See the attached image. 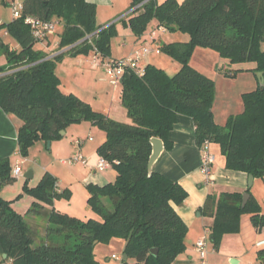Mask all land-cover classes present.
Returning a JSON list of instances; mask_svg holds the SVG:
<instances>
[{
    "label": "trees",
    "instance_id": "obj_1",
    "mask_svg": "<svg viewBox=\"0 0 264 264\" xmlns=\"http://www.w3.org/2000/svg\"><path fill=\"white\" fill-rule=\"evenodd\" d=\"M12 1L0 0V4ZM140 3L141 11L128 19L136 36H142L156 20L157 27L189 33L190 40L160 45L161 52L181 63L176 74L152 63L145 66L143 76L130 70L124 73L120 98L131 122L96 111L61 88L57 65L66 55L75 57L96 48L103 57H111L116 23H98L96 0H23V15L0 25L20 46L14 49L0 34V57L7 61L6 68L0 63V106L23 120L18 135L21 155L27 157L39 140L60 139L68 126L90 121L106 133L97 153L117 171L115 181L87 186L88 203L101 219L83 220L56 209L43 212L34 203L29 212L44 213L49 224L39 242L25 216L0 197V253L11 264H101L97 245L115 238L126 241L123 253L128 259L121 264H173L186 250L188 233L173 204H182L188 192L159 172L149 175L147 163L151 138H161L166 149L172 146L170 135L179 114L194 119L199 147L207 140L220 145L227 169L264 178V85L257 76L262 72L264 78V0H167L161 4L132 0L131 8ZM27 15L62 24L58 53L34 47L38 40L25 24ZM196 46L216 50L231 64H256L249 70L257 76V88L243 94V111L230 115L224 125L215 121L212 108L214 79L189 63ZM227 69L224 74L229 77L242 70ZM11 169L9 159L0 161V190L14 181ZM24 192L50 205L71 196L67 189L58 191V180L48 172L37 186L25 185ZM104 197L111 200L112 210L103 204ZM242 200L241 192L207 197L203 210L214 217L211 243L216 249L224 235L240 231L244 213L251 215L255 227H264L257 200L251 197L245 206ZM152 248H158V254H152ZM258 254L264 261V249Z\"/></svg>",
    "mask_w": 264,
    "mask_h": 264
},
{
    "label": "crops",
    "instance_id": "obj_2",
    "mask_svg": "<svg viewBox=\"0 0 264 264\" xmlns=\"http://www.w3.org/2000/svg\"><path fill=\"white\" fill-rule=\"evenodd\" d=\"M15 1L19 3L23 2V0ZM164 1L167 0H156V2L159 4L163 3ZM177 1L182 2L183 0ZM7 6H11L10 3H8ZM140 11L141 10L129 15L128 18L125 19L128 20L130 17L138 14ZM0 18L3 20V22H10L13 20V14L8 12L7 8H2L0 9ZM99 18L98 23L104 24L100 22ZM157 24V21L154 20L149 24L147 31L142 36L138 37L135 35L133 37L134 39L131 40L132 46L124 56H115L114 53H112L113 43H111V57L130 58L134 56L137 51L142 49L143 46H159L157 42V29L163 33L167 30L164 27H157ZM4 32L5 29L2 31L1 35L3 36L5 42L9 43L14 49H18L20 46L17 41L11 36L3 34ZM61 33L62 31L56 29V32L51 34L47 40L42 41L44 44L42 48H37L35 47L36 45L34 47L45 52H54L52 55L58 53V51L55 50L58 48L59 40H57V38L60 37ZM147 42H152L153 45L151 46ZM121 44L122 47L128 48L126 39ZM65 50L66 49L62 51ZM153 53L155 55L157 54L155 52H152L151 54ZM149 55L144 57L143 63L145 65L151 63L148 58ZM90 61L93 64L89 68L91 78L95 79V82L98 83L96 84L107 85L110 83V85H115V87L116 85L120 86V94H122L121 80L119 84H113L109 78L108 79L110 82L106 80V77L108 76L106 75L103 66L95 64L91 58H88L87 60H79V66H82L85 63H90ZM4 62L6 63V58L5 56H1L0 63L2 64ZM59 77L61 79V88L65 93H73L79 96L82 100L89 103L96 111H99L117 121H122L119 118L121 116L127 115V111L123 104L120 106L112 105L109 107H103V105L99 103V99H94L97 96L94 98L91 97L92 91L90 88L77 89L76 87H72L70 90L64 89L63 80L60 75ZM255 81L258 85V80L255 79ZM94 92L95 91H93V93ZM212 108L214 110V105ZM214 114L215 119L217 120L215 110ZM230 114L226 115L223 121H217V123L224 125ZM91 124L92 123H90V121H83L81 123L68 126L66 130H64V134H61L62 138L52 140L49 147L52 148L53 156H61V159L58 160V158H56L52 160L49 157V160L46 163H42L39 159L41 150L43 148V146H41L39 143L42 140H39L34 144L39 147L38 153L33 152V154H31V150L27 157H23L20 153L18 141L19 130L23 125V120L16 114L5 111L0 106V161L3 159H9L12 167V174L15 166L17 164L21 165V173L19 175L13 174L14 181L11 184L1 188L0 197L7 201H11L13 210L24 215L29 224L33 222L37 223L40 218L46 220L44 213L39 215L29 212L34 203L42 206L43 208L41 209H43V212L56 209L57 211L68 215L76 214L75 212L67 209L66 204H64L62 200H55L54 204L50 205L24 192L25 185L28 187L37 186L45 173L48 172L52 174L58 180V191L67 189L71 192L69 201L73 200V191L75 190L77 184L84 185L83 191L88 194V189L86 190L84 188L88 185L93 184L103 186L107 183L115 181L117 177V171L112 166L103 171L97 167L101 158L99 153H97L98 147L106 140V133L104 132V134H101V141L103 140L101 143L96 142V139L91 135V133L86 131V128L88 129V127L91 129ZM66 136H70L69 139L71 144L69 142L67 146H64L62 141H64L63 139ZM90 137L92 139H90ZM170 138L172 140V146L169 149L165 148L154 165V171L159 172L166 177L180 183L188 192V197L182 204H173L176 212L188 226V233L185 240L186 250L174 260L173 264H232V260L235 261L234 264H264V261L259 258L258 254L260 250L264 249V244H259L260 242L264 241V227H255L251 221L250 214L249 218H247V215L241 216L240 231L237 233H229L224 235L218 249H216L212 243V247H210L212 249L211 253H208L209 256L207 255L206 259L202 260L196 250V243L199 240L205 238L206 240L208 239L213 241L211 240V226L214 222V217L203 210L207 197L209 195L218 197L224 192H241L243 194L245 192H249L250 198L253 197L255 200H257L262 208V213H264V206L262 203L263 196L261 195L264 191V178L262 179L253 177V183L251 186H249L250 174H247L243 171L227 169L226 158L221 152L220 145L217 143H211L210 149L216 156V161H214L215 163L212 166V182L206 183L204 174L201 171L200 161L202 158V151L196 142V125L194 119L191 116L183 114L178 115L177 122L171 132ZM76 139L81 140L80 145L75 144ZM79 152L87 158L86 164L81 162H67L68 159ZM255 186H257L258 189L255 190ZM102 201L108 209H113L112 202L109 198L104 197L102 198ZM114 244H118L120 249L123 251L126 241L124 239L115 238L107 245L98 244L96 251H102L104 247H109L110 245ZM113 255L121 257L114 252L112 253L111 258H109L108 253H105L104 255L102 254L103 258H108L107 261H110L111 259H117L113 258ZM97 258L98 261L101 260V257L97 256ZM8 261L9 264H11V261ZM132 262L134 264V261ZM100 263H102V261H100ZM114 264H121V262H115Z\"/></svg>",
    "mask_w": 264,
    "mask_h": 264
},
{
    "label": "rangeland",
    "instance_id": "obj_3",
    "mask_svg": "<svg viewBox=\"0 0 264 264\" xmlns=\"http://www.w3.org/2000/svg\"><path fill=\"white\" fill-rule=\"evenodd\" d=\"M130 2H132V0H97V12L100 17V22L104 23L105 25H109L113 22L116 23L115 33L111 38V43H113L112 53H114L115 56L126 55L130 47L132 46L131 40H133V37L135 36L133 30H131L132 28L129 24V21L125 19L128 18V16L130 15H127V13L131 10ZM2 8H7L8 12L12 13V6L8 7L0 4V9ZM57 30H63L62 24H58ZM125 39L127 40L128 48L122 47L121 43H123ZM157 39L158 45L160 47V45H162L163 43L187 42L190 40V34L180 30L166 31L163 33L159 31V29H157ZM57 40H59V38H57ZM147 43L151 46L153 45L152 42ZM43 46L44 44L38 41L35 47L42 48ZM88 58H91V60L94 61L95 53L93 50H90L88 53L79 54L75 57L71 55H66L63 59H61V61L57 65V73L61 76L63 80L64 89L70 90L72 87H76L77 89L90 88L92 91L91 97L94 98L95 96H97L94 99H99L98 101L101 105H103V107H109L112 105L120 106L122 104L120 98V86L116 85L115 87V85H110V83H108L107 85L104 84L106 86H104L103 84L97 85L98 83L95 82V79L91 78V73L89 69L93 65L91 61V64L85 63L82 66H79V60H87ZM148 58L152 64L160 66L171 75L176 74L181 68L180 62L176 61L163 51L156 55L153 53L149 55ZM189 63L191 66L195 67L197 70L211 77L215 81L216 95L214 101V110L217 115L216 121H223L224 117L230 113V115H232L238 114L243 111V94L250 91L252 92L256 89L257 86V82L255 81L257 76L255 75V73H253V71L249 70L256 66L254 62H242L231 64L229 60L222 58L216 50L211 48H205L202 46H196L193 51V54L191 55ZM1 65L6 68L7 61L6 63H2ZM227 68L232 70H242L238 72L236 76L229 77L224 74V72L228 71ZM106 80L109 81L108 77H106ZM93 91L95 92L93 93ZM119 119L122 121L131 122V119L128 117V115L121 116ZM86 131L91 133V135L96 139V142L101 143L103 141H101V134H104L105 130H102L99 126L91 124V129L88 127V129L86 128ZM69 137L70 136L64 137V141H62L64 146H67V144H69ZM39 144L43 146L41 150V155L39 156L40 162L46 163L49 160V157L52 160L56 158H58V160L61 159V156H53L52 148H49L48 141L46 142L42 140ZM31 148L29 150V153L31 150V154H33V152L38 153L39 147H37V145L31 146ZM83 186L84 185L77 184L75 190L73 191L74 197L72 201H69V198L67 197H62L57 200H62L64 204H66L67 209L76 213L70 214L71 216H75L83 220H88L90 218H93L94 220L101 219V216L96 213L88 203L87 198L89 197V194H86V192L83 191ZM84 188L87 190V187ZM256 189H258L257 186H255V190ZM261 195L263 196L262 203L264 206V191ZM243 215H247V218H249V213H244ZM30 225L32 234L34 236L39 237H36L38 239L37 242H39L42 237H44V235L46 234L47 226L49 225L47 218L46 220L40 218L37 223L33 222ZM53 237L57 239L56 236ZM211 242L212 241L207 239L209 254L212 250L210 248L212 247ZM96 252L97 256L101 257V264H114L115 262H122L120 259H111L110 261H107L108 258H103L102 254L104 255L105 253H108L109 258H111L113 252L121 256L122 259L124 256V253L120 249L118 244L110 245L109 247H104L102 251L97 250ZM0 264H9V261L6 260L5 256L2 255V253H0Z\"/></svg>",
    "mask_w": 264,
    "mask_h": 264
},
{
    "label": "built area",
    "instance_id": "obj_4",
    "mask_svg": "<svg viewBox=\"0 0 264 264\" xmlns=\"http://www.w3.org/2000/svg\"><path fill=\"white\" fill-rule=\"evenodd\" d=\"M11 6H12L13 17L20 18L23 15V8L21 7L23 6L22 3L16 2L14 0L11 2ZM142 7H143V3H140L132 7L131 10L127 13V15L128 14L131 15L139 11ZM24 21L25 24H27L31 28L34 38L38 41L47 40L51 36V34L56 32L57 26L59 24V22L56 20L44 21L32 15L25 16ZM1 24H3V20L0 18V25ZM3 30L4 29H0V34L2 33ZM97 33L98 31L95 34ZM3 34H8V32L5 30ZM91 36H88V38H91ZM93 51L95 53L94 63L103 66L106 75L113 84H119L120 80L122 79L124 73L127 70H130L139 76H143L145 74L144 69L146 66L143 63L144 57L151 54L152 52H155L157 54L161 53V49L159 46L156 47L143 46L142 49L137 51L135 55L130 58L113 59L111 57H103L102 54L96 48H94ZM90 139L92 138L90 137ZM75 144L80 145L81 140L76 139ZM210 146H211V142L207 140L200 147L202 151V158L200 161L201 171L204 174L206 183L212 182V178H211L212 166L215 163L214 161H216V156L211 151ZM67 162L68 163L81 162L86 164L87 158L79 152L78 154H75L73 157L68 159ZM97 167L98 169L103 171L110 168L111 163L107 159L101 157ZM20 173H21V165L17 164L13 170V174L19 175ZM206 242L207 240L204 238L196 243V250L199 253L202 260L206 259L208 255V246ZM259 244H264V241L260 242ZM113 258H117L122 261L121 257H117L113 255Z\"/></svg>",
    "mask_w": 264,
    "mask_h": 264
},
{
    "label": "water",
    "instance_id": "obj_5",
    "mask_svg": "<svg viewBox=\"0 0 264 264\" xmlns=\"http://www.w3.org/2000/svg\"><path fill=\"white\" fill-rule=\"evenodd\" d=\"M257 76L259 77L258 79H260L261 84L264 85V78H263V73L262 72H258ZM122 81V80H121ZM64 130L61 131V134H64ZM151 144H152V152L149 158V162L148 164V171H149V175H152V173L154 172V165L157 162V160L159 159V157L161 156V154L163 153V151L165 150V143L161 138L158 137H153L151 138ZM51 145V141H48V146L50 147ZM253 175H250V182H249V186L252 185L253 183ZM250 198V194L249 192H245L243 194V202L242 205L245 206L246 203L248 202ZM211 240H213V237H211ZM159 250L158 248H152L151 249V253L152 254H158ZM5 258L7 257L6 254H4ZM126 259H128V255L124 254L123 256V260L126 261ZM232 264L235 263L234 260L231 261Z\"/></svg>",
    "mask_w": 264,
    "mask_h": 264
}]
</instances>
